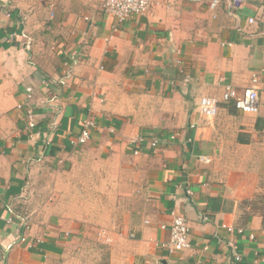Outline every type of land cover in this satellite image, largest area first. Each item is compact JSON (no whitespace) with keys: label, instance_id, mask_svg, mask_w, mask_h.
<instances>
[{"label":"crops","instance_id":"0c3cea01","mask_svg":"<svg viewBox=\"0 0 264 264\" xmlns=\"http://www.w3.org/2000/svg\"><path fill=\"white\" fill-rule=\"evenodd\" d=\"M103 3L0 0V264H62L94 220L112 264H264V0H155L123 25ZM253 86L257 113L223 100ZM203 97L219 101L212 119ZM77 157L90 194L40 197L36 175ZM174 214L190 248L170 255Z\"/></svg>","mask_w":264,"mask_h":264},{"label":"built area","instance_id":"2783aa9c","mask_svg":"<svg viewBox=\"0 0 264 264\" xmlns=\"http://www.w3.org/2000/svg\"><path fill=\"white\" fill-rule=\"evenodd\" d=\"M155 0H104L103 9L105 13L111 15L116 19L119 25L126 23L132 16L144 15L153 6ZM222 2H226L231 8H237L241 6L242 0H210V9L215 11ZM250 23H254V19L249 20ZM117 31V29H115ZM254 84L257 83V79L253 80ZM47 86L48 84L45 83ZM33 94L30 92L27 94V114L29 118V127L34 128L36 126L34 117V107L31 103ZM225 102H234L235 106L244 113H257L259 109V93L256 86H253L250 90L246 91L244 95L240 96L237 91L231 87H227L223 95ZM20 108L22 106H19ZM219 111V101L212 97H203L199 103V114L206 118H214ZM97 128V123L88 119L82 123L81 133L77 138V144L85 145L91 139V135L94 129ZM174 138V136H173ZM159 139H151L146 143L144 138L138 140V143L147 144L152 149H156L160 145ZM136 154L138 152H135ZM163 229L169 228L170 239L166 243H162V247L172 255L177 252H181L190 248V233L191 229L187 219L183 215H175L171 225L169 227L162 226ZM242 233V230H239ZM100 237L107 244L111 242V238L106 236L105 232L100 233ZM22 239L21 242H25ZM233 250H236V246L232 245ZM235 259L240 261V256L234 252ZM172 264V263H169Z\"/></svg>","mask_w":264,"mask_h":264},{"label":"rangeland","instance_id":"374dc122","mask_svg":"<svg viewBox=\"0 0 264 264\" xmlns=\"http://www.w3.org/2000/svg\"><path fill=\"white\" fill-rule=\"evenodd\" d=\"M82 160L83 157H77L76 161L79 163L75 164V161H70L60 170L59 168L57 170H51V172H43L41 170L36 175L35 179L38 195L44 199L46 197V199L52 203L55 200V197L54 200L52 199V194H54L58 188L59 193L68 194L71 192V195L76 194L79 199L84 200L87 187L81 181L85 172L78 166ZM97 162L98 161L94 162V164L96 165ZM118 174L119 172H117V175ZM102 176L103 174L98 171L96 173V180H102ZM104 178H107L106 173H104ZM70 183H73L75 187L70 186ZM87 193L90 194V190H88ZM82 202L85 201L76 200L74 202L77 204L75 207L76 210L88 209L86 208L87 205L85 206ZM96 205H98V201H94L92 207H97ZM70 206L69 204H63L65 208ZM100 222L99 220L87 222L84 232L75 239L74 243L68 247L66 253L61 258L62 264H112V245L107 244L100 237L99 234L102 232L101 230H103H99V227L102 226Z\"/></svg>","mask_w":264,"mask_h":264}]
</instances>
